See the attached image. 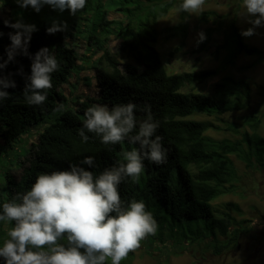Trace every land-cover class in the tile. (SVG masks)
I'll return each instance as SVG.
<instances>
[{"label":"trees","instance_id":"16d2710c","mask_svg":"<svg viewBox=\"0 0 264 264\" xmlns=\"http://www.w3.org/2000/svg\"><path fill=\"white\" fill-rule=\"evenodd\" d=\"M174 2L86 0L83 10L92 11V24L96 23L99 27L98 31L94 28L87 33V41L99 45L103 41L99 34L109 33L112 24H115L117 35L122 37L121 48L127 46L136 62L119 63L105 50L91 66L92 78H87L89 81L85 82V86L93 88L90 93L79 90L77 86L80 78L83 81L86 79L80 73L88 61L81 60L72 43L73 33L68 19L64 20L67 22V31L55 34L46 32L52 23L45 20L48 14L36 16L32 23L22 20L37 28L31 36L29 54L34 55L39 49L47 47L56 57L59 69L52 74V87L47 90L45 102L39 106L29 105L23 95L27 77L31 73L29 56L17 55L2 70L5 76L12 74L10 78L16 87L6 89L9 97L0 103V157L14 150V142L20 135L30 129H37V132L35 141L30 142L24 151L23 160L18 161L25 162L19 177L14 178L9 169L3 172L7 195L6 198L0 196V213L3 203L13 199L17 193L29 190L41 173L65 170L69 165L88 168L82 161L89 156L94 158V166L89 169L94 175L124 162L123 157L116 153L122 142L105 145L101 143L100 137L88 133L86 129L89 140L82 142L78 133L83 126L84 113L92 105L102 104L111 108L132 102L137 106L138 120L145 118L144 105L151 106L152 116L159 123L156 134L162 137L167 159L161 165L145 160L140 179L134 181L126 178L119 185L121 199L125 202L143 201L146 210L152 213L157 222L159 234L166 235V243L191 245L193 240L207 241L215 253L237 244L239 234L244 231L242 223L245 220L237 221L228 212H219L212 202L236 189L239 177L232 156L248 169L264 166V137L258 133L264 112L257 114L252 109L241 115L238 121H228L222 117L225 113L250 110L251 83L244 77L225 75L212 83L209 92L194 89L196 85L216 76L220 70L234 66L240 55L254 57L252 61L240 65V70L254 67L264 61L263 51L249 45L241 35L236 23L237 9L239 2H242L239 0L235 4L236 10L228 15L212 10L200 13L203 21L214 16L212 22L215 26L202 30L205 39L202 42L198 39L191 51L196 54L207 52L213 33L220 31L221 41L214 45L212 51L214 58L219 61L218 66L167 72L153 44L156 41L155 25L174 7ZM1 3L11 8L18 6L13 0H2ZM111 10H119L125 16L126 22L122 28L118 27L120 23L107 19ZM143 12L144 19L140 18ZM185 17L182 14L176 24L165 29L167 37L181 39L171 53L183 46L187 28ZM4 20L15 23L21 19L11 14L0 16V32H3L0 37V58L7 59L6 49L10 45L8 33L15 30L6 27ZM248 27L252 25L249 23ZM74 66H77V71L71 75ZM18 70H21L19 74ZM199 114L210 118H196ZM209 129L230 131L237 137L215 138L206 133ZM232 206L239 211L237 204ZM196 221H201L200 224L209 234L200 238L192 233L193 239L189 240L191 231L185 232V228H192ZM3 224L0 221V245L7 238L8 229L13 226L12 223ZM219 237L224 239L223 243H220ZM146 240L149 243L158 242L153 235H149ZM132 259L130 252L121 264H132ZM0 264H4L2 258ZM106 264H110V260Z\"/></svg>","mask_w":264,"mask_h":264},{"label":"clouds","instance_id":"9594fccd","mask_svg":"<svg viewBox=\"0 0 264 264\" xmlns=\"http://www.w3.org/2000/svg\"><path fill=\"white\" fill-rule=\"evenodd\" d=\"M20 8H32L39 13L44 6L75 16L86 6V0H13ZM205 0H182L177 13L197 15ZM244 15L252 27L241 32L251 37L255 29L264 27V0H242ZM9 32L7 59L0 58V103L9 97L8 88H15L11 73L3 74L17 55L29 56L31 73L23 89L29 105L39 106L47 99L52 87V74L59 63L47 47L34 55L28 52L34 24L22 20L3 21ZM67 22L53 20L48 34L67 31ZM199 41L205 39L201 32ZM3 32H0V37ZM21 70H18V74ZM136 104L132 102L107 105L94 104L84 113L79 136L87 142L94 133L101 143L115 145L127 140L138 145L123 153L124 162L105 168L98 175L89 169L94 158L85 157L83 165H69L65 170L39 174L30 189L3 203L0 221L12 223L7 238L0 245L4 264H121L130 252L141 246L149 235H155L157 222L146 210L143 201L121 199L119 185L126 179L138 180L144 171V161L156 165L166 162L167 150L157 135L159 123L154 120L151 106L144 105L145 118L138 120Z\"/></svg>","mask_w":264,"mask_h":264},{"label":"rangeland","instance_id":"374dc122","mask_svg":"<svg viewBox=\"0 0 264 264\" xmlns=\"http://www.w3.org/2000/svg\"><path fill=\"white\" fill-rule=\"evenodd\" d=\"M1 1L0 16L11 14L27 23L35 21L36 16L44 17L46 14L48 16L45 20L48 21H64L65 18L68 19L73 33V37L71 38L72 43L78 50L81 60L88 61L85 62V68L80 73L86 79L84 81L81 78L79 79V84H77L80 87V89L78 87L79 90H87L90 93L91 89H93L85 86V82L89 81L87 78H92L93 71L91 66L105 50H108L119 63H136L132 54L129 53V48L127 46L121 48L122 37L117 35V28H114L115 24H112L109 33L105 35L104 33L99 34V38L103 40L99 45L87 41V33L94 28H96V31H98L97 28L99 29L96 23L92 24V11L82 9L75 16H71L68 12H63L64 16L62 13L54 11L48 6H44L37 13L30 7L20 8L19 6H13L11 8L7 4H2ZM237 2L239 0H205L201 12L212 10L221 15H228L231 11L236 10L235 4ZM181 3L182 0H175L174 7L165 16L161 17L155 25L156 41L153 45L159 51L167 72L176 73L183 70L216 68L219 61L214 58L212 51L214 45L221 41L222 35L220 31L213 33L207 52L196 54L191 51L197 44L199 39L198 34L206 27L215 26L212 22L214 16L209 18L208 21H203L200 19L201 12L197 15H189L184 12L177 13V7ZM120 13L121 11L119 10H111L107 14V19L120 23L118 27L122 28L126 22V18ZM182 14L186 16V36L183 39V46L180 50L171 53L180 44L181 39L176 36L167 37L165 29L176 24L181 19ZM144 16L145 12L141 14L140 18L144 19ZM247 20L248 18L244 15L242 2H239L236 23L241 32L249 28ZM131 26L133 27L132 24ZM244 40L249 45L261 49L264 55V27L256 28L255 34L251 37H244ZM253 59V56L240 55L234 66L220 70L216 76L209 78L203 84L195 86V91L209 92L212 83L225 75L244 77L251 83L252 103L250 110L225 113L222 115L225 120L238 121L241 115L247 114L252 109L257 114L264 112V61L257 63L250 69H239L240 65L248 63ZM76 71L77 66H74L71 70V75H74ZM195 117L202 119L210 118L200 114ZM37 126L39 125H34V127ZM36 132L37 129H30L20 135L16 142H14V150L0 157V196L2 198H6L7 195L6 184H4V170L9 169L14 178L19 177L25 162L19 163L18 161L23 160L24 151L29 143L35 141ZM206 133L215 138L229 137L233 139L237 137L235 133L223 130L209 129ZM258 133L264 137V115ZM129 144L128 141L122 142L121 148L116 152L119 157H123L124 152L135 148L134 144ZM232 159L239 177L236 189L233 193L218 197L212 203L219 212H228L237 221L245 220L242 223L244 231L239 234L237 244L223 248L220 253H215L211 243L207 241L193 240L191 245L166 243V235H160L157 228L153 236L159 243H149L144 239L141 242L140 248L131 252L133 255L132 264H264V166L259 165V167L248 169L234 156H232ZM232 204H237L239 211L234 210ZM200 223L201 221H196L192 228H185V232L191 231L190 235H188L189 240L193 239L192 233L200 236V238H205L209 234V231ZM3 226H5V222ZM223 240L219 237L220 243H223Z\"/></svg>","mask_w":264,"mask_h":264}]
</instances>
